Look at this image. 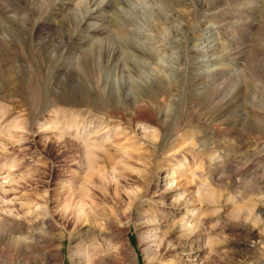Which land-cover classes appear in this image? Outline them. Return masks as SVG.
<instances>
[{
    "label": "rangeland",
    "instance_id": "1",
    "mask_svg": "<svg viewBox=\"0 0 264 264\" xmlns=\"http://www.w3.org/2000/svg\"><path fill=\"white\" fill-rule=\"evenodd\" d=\"M97 1L0 0V210L46 204L0 264H72L82 204L125 264H194L197 232L198 264H264V0Z\"/></svg>",
    "mask_w": 264,
    "mask_h": 264
},
{
    "label": "bare ground",
    "instance_id": "2",
    "mask_svg": "<svg viewBox=\"0 0 264 264\" xmlns=\"http://www.w3.org/2000/svg\"><path fill=\"white\" fill-rule=\"evenodd\" d=\"M90 1L92 2V4H95L94 2L99 4V1H97V0H90ZM92 4H91V6H92ZM96 8H97V6L95 8H93V10L91 11V13L89 14L88 17L83 16L81 21L86 22L87 18H90L89 20L97 19L96 15L94 14V11L96 10ZM143 8H144V11L147 10L146 7H143ZM88 22H87L86 26H88ZM84 24H86V23H84ZM93 30L94 29H91V31H93ZM13 165L12 164L9 165L10 169L15 168ZM181 165L182 164H180L179 167ZM4 167H6V163H5ZM8 173H6L5 176L3 177L4 182L2 183V186H1V189L3 190L4 193H6V189H5L6 184L10 186L13 183L17 184V182H18V179L15 180L14 178L10 177L11 175ZM162 181H163L162 185H163L164 191L170 190L173 188L175 178L172 175H171V177H168V175H167V176L163 177ZM12 190H13V188H12ZM197 192L199 193V190ZM176 195H178V194H176ZM177 200L178 201L181 200V194H180V196L177 197ZM16 201H19V210H17V211H15V208L12 207V205L15 204L14 202H16ZM10 205L12 208L10 207ZM4 206H5V208L0 210V229L3 231H5L6 229H8L9 231L10 230L16 231L17 229H19V226L21 225L22 221L27 220L31 216H33L39 212L41 213L42 211H44L46 209L45 203L43 204V203H39L36 201H31V202L25 204V203L21 202L20 197L19 196L16 197L15 194H13V197H11L10 200H8L4 203ZM97 208H98V206H97ZM74 212H75L74 213L75 219L78 220V223L81 219L84 221L85 220H94V223H96L95 225L98 228L96 229V228L88 226L85 229L79 228V230H77L75 232L74 235L76 237L74 239L73 244L71 243V245H70V258H71L72 264H125V261H127V258L131 259L135 256L133 249L130 248L129 242L127 239H125V237L122 238V241L119 244H116V242L113 241V238H108V234H109L108 231L109 230H114V231L119 230L118 232H121V231L126 229V227H125L126 223L125 224L120 223V220L118 222H116V216H119V218H121L120 214L113 213L114 211H112V210H111L110 214H107L104 211V209H102L101 213H99V214L96 211H86L83 204L81 206H78L74 210ZM196 215H197V211H194V208H192L190 219H193L194 217H196ZM46 216H47V214H46ZM46 216H44V218ZM30 222H32V221H30ZM30 222H28V223H30ZM45 222H46V220H45ZM196 222H198V221H196ZM196 222L192 223L191 220H182V218H181V226L184 228L192 229L193 227L197 226L195 224ZM32 224L33 223L28 224L29 228H31ZM155 226H156V228H155L156 230L153 231V229H152L148 232V234H149L148 239H151L152 241H156V242L158 241L159 242V245L155 246L154 248H156V247L161 248V245H163V244H165V245L167 244V246H169L168 242L166 241V238L161 236L160 232L158 231V229H157V228H159L158 224H155ZM193 229H195V228H193ZM148 236L146 235V239ZM194 236H195L194 240L191 241V244H190L191 246H194V247L190 248V250H193V248H194L193 252L195 251L196 252L195 256H198L196 259H194V260H196V262H194V264H198V262L202 259L203 255H202V252L199 251V249H200V248H198L199 245L196 244L199 241L198 232ZM27 241H28L27 239L26 240L21 239L22 243H20V244L21 245L24 244V246H25V244H27L29 242V241L28 242ZM152 241H150V242H152ZM150 242H148L149 248L151 245ZM167 246H165V247H167ZM151 248H153V247H151ZM172 251H176V248L174 247V249ZM121 255L124 256V259L118 263L117 259ZM52 258L53 257H51L47 252L46 253L44 252L41 262H42V264L53 263ZM129 259H128V261H129ZM131 261H133V260H131ZM183 262H184L183 264H191L192 263V262H185V260H183ZM55 264H62V263L60 261H58Z\"/></svg>",
    "mask_w": 264,
    "mask_h": 264
}]
</instances>
